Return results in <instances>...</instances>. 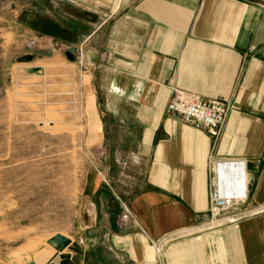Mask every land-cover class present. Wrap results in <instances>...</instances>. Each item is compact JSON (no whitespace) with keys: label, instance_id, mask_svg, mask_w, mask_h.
<instances>
[{"label":"crops","instance_id":"obj_1","mask_svg":"<svg viewBox=\"0 0 264 264\" xmlns=\"http://www.w3.org/2000/svg\"><path fill=\"white\" fill-rule=\"evenodd\" d=\"M47 1L38 14L49 39L81 51L96 153L64 254L73 264H264V0ZM176 91L234 107L218 138L167 112ZM241 173L246 196L212 221V186L238 191ZM13 255L3 264L62 262L48 244Z\"/></svg>","mask_w":264,"mask_h":264},{"label":"rangeland","instance_id":"obj_2","mask_svg":"<svg viewBox=\"0 0 264 264\" xmlns=\"http://www.w3.org/2000/svg\"><path fill=\"white\" fill-rule=\"evenodd\" d=\"M41 8L47 0H0V264L65 236L96 156L81 51L49 39Z\"/></svg>","mask_w":264,"mask_h":264},{"label":"built area","instance_id":"obj_3","mask_svg":"<svg viewBox=\"0 0 264 264\" xmlns=\"http://www.w3.org/2000/svg\"><path fill=\"white\" fill-rule=\"evenodd\" d=\"M233 108L224 99L209 100L193 93L176 91L167 106V112L179 117L187 124L202 128L212 137L218 138L228 114ZM238 177L240 188L238 191L228 192L218 182L212 186L209 210L212 221H217L223 211L235 207L246 196V183L243 173ZM234 182H236L235 176H229L227 184L232 183L234 186Z\"/></svg>","mask_w":264,"mask_h":264},{"label":"water","instance_id":"obj_4","mask_svg":"<svg viewBox=\"0 0 264 264\" xmlns=\"http://www.w3.org/2000/svg\"><path fill=\"white\" fill-rule=\"evenodd\" d=\"M70 243H71L70 239L63 235H56L47 242L48 245H50L52 248H54L61 254V259H62L61 264H73L70 260V255L64 254V251L70 245ZM29 264H35V263L31 262Z\"/></svg>","mask_w":264,"mask_h":264},{"label":"bare ground","instance_id":"obj_5","mask_svg":"<svg viewBox=\"0 0 264 264\" xmlns=\"http://www.w3.org/2000/svg\"><path fill=\"white\" fill-rule=\"evenodd\" d=\"M12 76V75H11ZM14 80V79H13ZM216 169L218 170V167H216Z\"/></svg>","mask_w":264,"mask_h":264}]
</instances>
